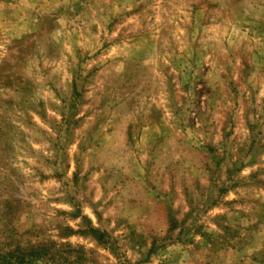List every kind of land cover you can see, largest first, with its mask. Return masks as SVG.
I'll list each match as a JSON object with an SVG mask.
<instances>
[{"label":"rangeland","instance_id":"obj_1","mask_svg":"<svg viewBox=\"0 0 264 264\" xmlns=\"http://www.w3.org/2000/svg\"><path fill=\"white\" fill-rule=\"evenodd\" d=\"M0 264H264V0H0Z\"/></svg>","mask_w":264,"mask_h":264},{"label":"trees","instance_id":"obj_2","mask_svg":"<svg viewBox=\"0 0 264 264\" xmlns=\"http://www.w3.org/2000/svg\"><path fill=\"white\" fill-rule=\"evenodd\" d=\"M92 233L99 241L103 240V238H104L103 233H100L97 229L92 228Z\"/></svg>","mask_w":264,"mask_h":264}]
</instances>
